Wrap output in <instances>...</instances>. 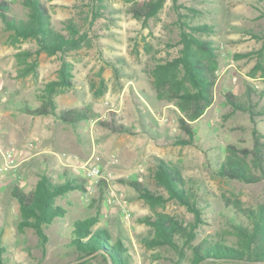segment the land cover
Returning a JSON list of instances; mask_svg holds the SVG:
<instances>
[{"label":"rangeland","instance_id":"374dc122","mask_svg":"<svg viewBox=\"0 0 264 264\" xmlns=\"http://www.w3.org/2000/svg\"><path fill=\"white\" fill-rule=\"evenodd\" d=\"M6 1L11 17L27 16L23 0ZM41 1L55 30L68 35L67 27L73 24L84 39L78 48L63 55L71 65L72 84L54 97L56 110L80 108L92 116L71 125L51 114L47 117L50 129L43 131L42 123L14 113L24 102L31 107L40 103L38 93L43 84L56 78L60 57L35 54V40L16 41L0 19V163L1 152L8 150H13L15 161H19L15 169L0 176L1 264L77 260L71 244L73 221L95 212L100 217L97 226L108 227L114 239L125 243L131 264H191V251L183 245L185 234H176L183 245L182 255L167 245L151 247L145 241L154 229L145 217L154 220L157 214H164L182 225L193 222L186 206L170 199L152 207L130 185L134 180L154 194L165 193L154 176L159 160L180 171L184 187L200 206L203 223L193 230L189 242L195 245L207 238L236 245L238 237L229 222L232 217L239 221L241 215H234V207L264 202V180L246 183L227 179L213 168L225 156L227 143L250 148L258 135L264 147V0H177L178 7L172 0H163L158 13L146 22L129 12L128 0ZM179 14L194 25H212L213 32L203 37L212 41L219 61L213 101L191 122L196 134L186 145L173 143L174 137L184 136L177 126L176 107L158 98L150 82L154 63L178 54ZM226 91L242 98L249 94L253 117L240 110L228 116L231 108ZM112 112L117 123L131 133L98 124V119H111ZM33 126L45 134L26 138ZM84 164H97L102 178L89 184ZM41 174L55 182L82 178L86 188L57 196L65 214L43 227L45 241L34 229L19 227V203L12 195L16 187L25 192L33 189ZM84 259L85 264H104L100 259Z\"/></svg>","mask_w":264,"mask_h":264},{"label":"trees","instance_id":"16d2710c","mask_svg":"<svg viewBox=\"0 0 264 264\" xmlns=\"http://www.w3.org/2000/svg\"><path fill=\"white\" fill-rule=\"evenodd\" d=\"M129 12L136 18L146 22L153 17L163 6V0H128ZM178 7L177 0H172ZM27 7V16L24 18L11 17L10 5L6 0H0V19L6 30L12 33L13 38L35 40L36 53L45 52L47 55H58L59 65L56 78L46 82L42 91L38 93L40 103L31 107L25 102L16 106V110L31 115H54L63 123L75 124L91 118L86 109L69 108L60 112L56 110L54 97L71 86V65L63 55L79 47L84 39L81 33L69 24L68 35L55 30L51 25L50 16L45 3L41 0H23ZM183 14H179V41L178 54L170 59L155 62L150 69L151 84L158 98L173 103L176 107V122L184 136L174 137L175 145H186L193 142L195 130L191 124L198 119L213 101V87L216 82L215 71L219 66L218 54L211 40L203 34L213 32L212 25H194L186 21ZM32 65H28L29 68ZM252 90L248 87V92ZM248 97L242 98L229 91L225 92L227 103L231 108L230 116L234 111H247L252 117L255 114ZM111 113V119H98L99 125L119 133H131V129L117 123ZM256 135L252 147L227 143L225 156L213 171L227 179H238L246 183L264 180V147ZM155 178L165 193L154 194L152 189L142 183L131 180L129 183L136 192L149 202L152 207L163 205L168 200H175L187 207L192 214L193 222L182 225L168 215L157 214L152 220L145 217L143 220L151 222L152 236L145 239L151 247L169 246L179 255L183 254V245H187L192 255L191 264H207L213 262H262L264 263V202L255 207H244L237 203L234 215H241L239 221L232 217L230 224L238 237L236 245L226 244L221 240L202 238L192 245L189 241L194 238L193 230L199 223H203L201 209L190 192L184 187L180 171L164 160L158 161ZM80 181V182H79ZM66 178L63 182H55L47 174H41L35 187L27 192L21 188H14L12 195L19 203V227H30L45 241L43 227L51 224L54 219H62L65 210L57 202L58 195L70 190H85L84 179ZM100 223L99 213L95 212L73 221L71 227V244L77 251V260L64 264H85L87 257L100 259L104 264H131L127 246L120 239H114L106 226H97ZM184 237L183 245L179 244L176 234ZM1 244V243H0ZM1 249V246H0ZM84 259V260H81ZM3 262L0 252V264Z\"/></svg>","mask_w":264,"mask_h":264},{"label":"built area","instance_id":"2783aa9c","mask_svg":"<svg viewBox=\"0 0 264 264\" xmlns=\"http://www.w3.org/2000/svg\"><path fill=\"white\" fill-rule=\"evenodd\" d=\"M12 151L13 150L1 152L2 161L0 163V176H2L4 173L8 171L15 169L19 165V161H15ZM82 167L84 168V175H85L86 181L89 184H92L95 181H98L100 178H102L101 170L97 166V164H84ZM121 212L122 214H125L126 216L125 207L122 208Z\"/></svg>","mask_w":264,"mask_h":264},{"label":"crops","instance_id":"0c3cea01","mask_svg":"<svg viewBox=\"0 0 264 264\" xmlns=\"http://www.w3.org/2000/svg\"><path fill=\"white\" fill-rule=\"evenodd\" d=\"M14 110H13L14 113H19L18 117H22L23 119L31 121L33 123H35L37 121L42 123L43 129H44L43 131H47L50 129L49 127H47V125L49 124V119L47 117L51 114H49V115H31V114H28V115H26L27 117H25V114H27V113L23 114L24 113L23 111H19L16 109H14ZM45 127H47V128H45ZM43 131L38 132L36 130V127L33 126V127H31V129H29V131L26 133L25 136H26V138L29 136H33L35 138V137H38V135L40 136L42 133L45 134ZM12 138H13V140H16V137H12Z\"/></svg>","mask_w":264,"mask_h":264},{"label":"water","instance_id":"95a60500","mask_svg":"<svg viewBox=\"0 0 264 264\" xmlns=\"http://www.w3.org/2000/svg\"><path fill=\"white\" fill-rule=\"evenodd\" d=\"M198 264H200V263H198Z\"/></svg>","mask_w":264,"mask_h":264}]
</instances>
